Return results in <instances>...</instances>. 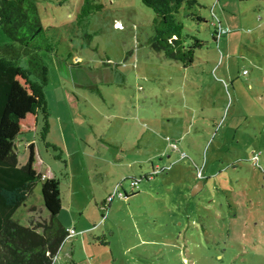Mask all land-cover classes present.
Instances as JSON below:
<instances>
[{"label":"rangeland","instance_id":"rangeland-1","mask_svg":"<svg viewBox=\"0 0 264 264\" xmlns=\"http://www.w3.org/2000/svg\"><path fill=\"white\" fill-rule=\"evenodd\" d=\"M83 1L37 0L57 45L38 52L46 141L62 152L41 139L42 117L16 148L24 165L34 141L60 180L58 219L77 232L57 264H264V0L183 4L188 39L203 42L187 68L150 48L155 14L141 0H95L103 9L79 22ZM141 134L153 137L144 155ZM121 159L144 160L146 175ZM41 186L14 213L21 225L47 218Z\"/></svg>","mask_w":264,"mask_h":264},{"label":"trees","instance_id":"trees-1","mask_svg":"<svg viewBox=\"0 0 264 264\" xmlns=\"http://www.w3.org/2000/svg\"><path fill=\"white\" fill-rule=\"evenodd\" d=\"M94 1H83L77 15L79 22L103 9V4ZM141 1L155 14L150 48L183 68L189 67L195 49L203 42L197 36L188 39L178 14L183 4L191 8L197 0ZM187 15L202 20L193 12ZM0 27L10 40L0 47V264H57L62 244L71 237L70 228L58 219L62 208L60 180L50 168L43 169L34 141L28 145L24 165L18 163L16 151L18 138L34 130L42 117L41 139L47 147L62 152L46 141L49 111L45 87L49 70L38 54L55 52L57 45L42 23L37 0H0ZM39 181L48 216L42 222L21 225L13 215ZM110 200H105L106 210Z\"/></svg>","mask_w":264,"mask_h":264},{"label":"crops","instance_id":"crops-1","mask_svg":"<svg viewBox=\"0 0 264 264\" xmlns=\"http://www.w3.org/2000/svg\"><path fill=\"white\" fill-rule=\"evenodd\" d=\"M152 141H153V137H150V136H145L144 134H141V135H136V137H135V139L133 140V142H132V149L134 148V150L137 152V153H139V155H144V154H146V152H148V151H145V147L146 146H148L149 145V143H152ZM87 155H90V156H92L91 154H87ZM138 155V156H139ZM148 161H150V158H148L147 159ZM143 161L144 160H139V159H135V160H131L130 162H128V161H124L123 159H121V160H119V161H117L116 163L117 164H119V165H124V164H127L129 167H131L134 163H138L139 165H140V176H143V175H146V172L144 171V167L141 165V164H143ZM119 171H121V169L119 170ZM117 174V172L116 171H114V169H113V167H108V169H107V171H106V175L107 176H109V175H111V174ZM119 174H121V173H119ZM135 172H134V175H133V178L134 179H136L134 176H135ZM122 175V174H121ZM139 176V177H140ZM151 175H147L146 177H147V179H151V177H150ZM153 176V175H152ZM134 179H132V180H134ZM109 180H111V179H109ZM107 181V183L109 184V182L110 181ZM137 186V185H136ZM110 188L111 187H109V189H106V192L109 194L108 196H110V193L112 192V191H108V190H110ZM119 189V188H118ZM126 195H124V197H125ZM109 197H107V199H108ZM127 198V197H126ZM104 203H105V201H104ZM70 228H72V227H70ZM75 229V228H74ZM75 231H76V229H75ZM77 232V231H76ZM71 260H73V259H71Z\"/></svg>","mask_w":264,"mask_h":264},{"label":"built area","instance_id":"built-area-1","mask_svg":"<svg viewBox=\"0 0 264 264\" xmlns=\"http://www.w3.org/2000/svg\"><path fill=\"white\" fill-rule=\"evenodd\" d=\"M218 1V0H217ZM221 30L219 29V31L217 32L218 34H219V32H220ZM170 140V139H169ZM171 141V140H170ZM173 144V147L174 148H178V146H177V144L175 143V142H172ZM137 183H138V180L137 179H134V180H131V182H130V184L132 185V186H136L137 185ZM117 193L119 194V195H123V193L122 192H120L119 190H118V188H117ZM113 194H115V192L113 193ZM113 197V195H110L109 196V198H108V200H110L111 198ZM76 233V231H75V229L74 228H70L69 229V236H72V235H74Z\"/></svg>","mask_w":264,"mask_h":264}]
</instances>
